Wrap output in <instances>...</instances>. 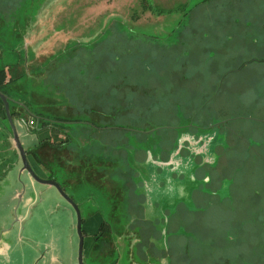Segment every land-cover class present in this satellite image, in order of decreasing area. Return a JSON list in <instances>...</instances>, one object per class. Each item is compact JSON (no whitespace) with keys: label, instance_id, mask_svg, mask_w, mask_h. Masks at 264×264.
Returning a JSON list of instances; mask_svg holds the SVG:
<instances>
[{"label":"rangeland","instance_id":"obj_1","mask_svg":"<svg viewBox=\"0 0 264 264\" xmlns=\"http://www.w3.org/2000/svg\"><path fill=\"white\" fill-rule=\"evenodd\" d=\"M1 1L0 10L4 8L7 13L0 21L7 32H0V67L7 65V82L28 79L32 72L36 77L46 75L45 80L53 83L45 88L46 100L37 99V95L35 98L53 102L59 109L57 114L70 119L55 121L57 125L66 123L64 127L74 131L71 141L77 142L78 134L99 148L106 134L109 138L124 137L122 143L110 140L126 150L128 158L132 156L133 164L135 156L159 159L167 148L176 147L178 135L194 133L196 128L191 130L190 124L199 120L215 126L228 121L224 128L227 132L219 134L228 145L238 136L231 127L242 136L220 165V175L231 183V198L228 196L219 206L214 203L200 212L193 205L189 214L178 202L154 204L163 214H157L156 220L147 225L150 229L140 236L139 228L126 220V214L130 216L123 210L126 198L106 199L116 206L115 210L102 207L108 230L113 231L109 244L101 247L100 252L106 253L102 261L264 264V156L261 151L246 154L245 150L250 145L264 149L262 129L248 121L263 116L244 105V85L254 78L259 86L262 80L263 59L255 65L251 62L264 58V34H253L255 45L248 38L229 41V30L220 23L227 19V0H151L154 6L144 12L141 0ZM253 31L258 30L250 33ZM28 41L24 50L23 42ZM19 56L22 62L11 66ZM47 83L44 81V85ZM232 85L235 89L229 92ZM33 88L31 93L35 95ZM15 90L21 92L19 85L9 90L17 96ZM37 100L34 105L43 114L39 106L45 104ZM15 111L22 120L27 117L22 110ZM0 137L1 144V131ZM37 137L34 134L33 138ZM250 138L260 144L245 142ZM21 141L26 147L23 138ZM106 150L96 154H105ZM52 152L42 151L41 157L50 161ZM145 160L133 167H147ZM124 164L128 166L126 161ZM20 168L0 153V264H78L74 210L55 188L35 182ZM88 194L86 199L74 197L82 218L96 210L100 200ZM27 197L32 203L27 204ZM52 197L61 198L62 206L67 204L71 222ZM152 232L154 238L159 237L153 248L146 240ZM52 255L56 257L54 263Z\"/></svg>","mask_w":264,"mask_h":264},{"label":"crops","instance_id":"obj_2","mask_svg":"<svg viewBox=\"0 0 264 264\" xmlns=\"http://www.w3.org/2000/svg\"><path fill=\"white\" fill-rule=\"evenodd\" d=\"M227 4V19L222 20L220 23H224V27L229 30L227 33L229 41L233 40L234 42L236 37L240 40L248 38L251 41V45H255L257 38L253 37V34H264V0H227ZM250 30L258 31L250 33ZM27 43L29 41L23 42L24 50H27ZM261 50L264 51V45ZM259 60L263 62L260 65H264V58L253 59L251 65H255ZM243 67L238 69L240 70ZM236 70L234 69L231 72H235ZM260 71L262 80L259 86L255 85L254 78L250 79V84L244 85L247 91L244 105L253 112H259L263 116V119H250L248 121L259 126L264 133V68H261ZM7 73L6 65L1 73L4 79H0V84L5 86L6 92L7 85H11V87L12 85L18 86L20 85L19 81L24 80V86L20 89L21 92L15 90V92L19 93L17 96L13 95L11 91H8V94L13 99L26 103L31 112L45 119L38 122L37 126L35 122V126H33L35 127L34 130L31 129L30 131L25 126V123L34 118L28 115L21 106L16 104H12L9 109V111L13 112V118L17 122L15 126L19 139L20 141L21 138L24 139L26 147L23 148L33 171L42 179L56 181L66 194L69 192L68 196L73 201L77 195L86 199L89 196L88 193L93 194L95 198H100L96 210L87 212L86 216L82 218V233L84 237L83 259L85 263L113 264V262L107 263L106 261H102V256L106 253L100 252L103 244H109L108 237L110 234H113L111 229L108 230L107 219L103 216L104 210L102 207H106L107 205L108 208L112 207L115 210L116 204L112 205V202H108L106 199L111 200L113 197L122 199L125 197L126 208L123 210H127L126 212L130 214V216L126 214L128 216L126 220L131 221L133 226H143L148 229L150 227L147 225L151 221L156 220V215L161 216L163 214V211L157 209L154 204H176L178 202V205L186 209L185 212L190 214V209L193 205L196 206L198 211L205 212L212 204L216 203L219 206L229 196L231 183H229L226 177L220 175V165L226 152L236 148L242 136L231 127L234 134L238 135L233 144L228 145L219 138V134L223 135V133L227 132L224 131V128H226L228 121H223L217 126L204 125L200 122L194 123L195 126H191V130L196 128L195 134L188 133L187 135V131H184L186 139L189 140V143H186L191 147L192 152L182 150L179 155L169 157L170 152L168 150L164 151L159 154V159L155 160L163 163L164 165L162 166L148 163L149 159L145 160L146 155L135 156L134 163L132 164V156L128 158L126 150L115 147V142L122 143L124 137L122 139L115 138V136L109 138L108 134H106L102 138L99 148L93 145L90 140H85L83 136L77 137L78 134L75 135L77 142L71 141L73 140L74 131L70 132L66 123L57 125L59 122L55 121L56 119H60V121L64 122V119L68 118H61L60 113L57 114L59 109L53 106V102L46 103V101L37 100H41V98L45 99L47 91H42L37 87H41V83L36 88H33L29 79L33 80L42 76L36 77V74L32 72L30 76L26 75L28 79L24 77L14 78L7 82ZM12 73L13 75L15 74V72ZM36 73H39L38 70ZM32 88L35 90V95L30 93L32 92ZM232 88L235 89V85L229 88V92ZM22 94H25V97ZM36 95L37 99L35 98ZM36 100L38 103L43 102L45 104L44 106H39L40 110L44 112L43 114L37 111V106L34 105ZM64 102H62V105L66 106ZM54 103L56 104V101ZM46 104L51 105L47 108ZM3 108L1 110L5 112ZM15 108L22 110L26 114L27 117L23 120V123H19L16 119L19 118V113H17L19 111L16 112ZM101 119L100 116L99 120ZM65 125L67 126L64 127ZM204 130L207 131L204 132ZM34 134H37L38 137L33 138ZM193 138H196V141ZM3 139L4 142L0 144V147L3 146V148H0V153L4 152L9 156L17 169L19 167L22 168L19 153L12 139V132H4ZM110 139L115 140V142ZM190 139L193 141H190ZM244 140L245 142H252L257 145L260 144L254 142L251 138ZM21 144L23 146L22 141ZM51 149L53 151L50 156L51 160L47 161L43 159L41 157L43 156L42 151L49 153ZM103 149H107L105 154H96V151L100 152ZM245 150L247 151L246 154L261 151V155L264 156V149L257 150L252 145L247 149L245 148ZM141 160L148 161V166L145 168L141 167L140 170L133 167L136 162H140ZM124 161L128 163V166H125ZM228 164L229 161L226 163V166ZM121 182L123 186L120 184ZM121 190L123 191L121 192ZM221 191L222 193L219 195ZM17 194V192L14 193L13 198H16ZM229 197L231 198V196ZM52 198H54L53 202L55 205L63 208L65 219L68 216V220L71 222L72 213L67 204H63L62 206L64 202H62L61 198ZM101 198H104L105 202ZM31 200L30 197H27V204L32 203ZM151 212L152 214L150 215ZM114 216H116L115 212ZM114 220L117 219L114 217ZM142 234L140 231L139 235L141 236ZM102 235L105 236L102 237ZM55 258V255L51 256L53 263L56 260Z\"/></svg>","mask_w":264,"mask_h":264},{"label":"water","instance_id":"obj_3","mask_svg":"<svg viewBox=\"0 0 264 264\" xmlns=\"http://www.w3.org/2000/svg\"><path fill=\"white\" fill-rule=\"evenodd\" d=\"M0 99L3 103L4 106V111H5V115L9 124V127L11 129L12 132V139L14 142V146L16 148V150L19 153V157L21 160V164H22V168H21V172H27L30 177L38 183H41L43 185H48L51 186L53 188H55L57 190V192L62 196V198L72 207V209L74 210L75 214H76V232L77 235L79 237V242H78V254H77V263L78 264H84L83 262V233H82V220H81V214H80V210L78 208V206L73 202V200L64 192V190L60 187V185L54 181V180H48V179H42L40 178L37 174H35V172L33 171L32 167L30 166L25 150L21 144V141L19 139L18 136V132L16 130V126L14 121L12 120V117L10 115V111H9V99L6 95H4L1 91H0Z\"/></svg>","mask_w":264,"mask_h":264},{"label":"trees","instance_id":"obj_4","mask_svg":"<svg viewBox=\"0 0 264 264\" xmlns=\"http://www.w3.org/2000/svg\"><path fill=\"white\" fill-rule=\"evenodd\" d=\"M205 1V0H204ZM23 2V1H22ZM0 4H3V2L0 0ZM23 4V3H22ZM22 4H21V6H22ZM140 5L144 8L142 11L144 12V11H146L147 9H151V7H153L154 6V4L152 3V1L151 0H141V3H140ZM3 9L4 8H2V10H0V17H3L4 15H5V13H7V12H4L3 11ZM185 15H187V14H185ZM184 15V16H185ZM15 22H17V21H15ZM12 23H13V25H15V23H14V20H12ZM7 32V28L5 27V24H4V22L3 21H0V32ZM17 35V34H16ZM15 35V36H16ZM19 41V40H18ZM22 41H20V43H21ZM17 48V47H16ZM72 50V49H71ZM18 52V51H17ZM66 53H68V51L66 50ZM60 54H62V53H59L58 54V56L60 55ZM57 55V54H56ZM17 56H18V54H17ZM55 58H56V56H55ZM17 59V58H16ZM24 61L25 60H23V63H24ZM22 62V59L20 58V56H19V58L16 60V61H14L13 63H10V65L12 66V65H15V64H17V63H21ZM1 65V64H0ZM26 65L27 64H25V65H22L24 68L26 67ZM5 67V65H2L1 67H0V73H2V71H3V68ZM38 72H41V71H39L38 70ZM33 74H35L34 72H33ZM45 76L46 75H43L42 77H38L37 79H33L32 81H30V84H31V86H33V84H35L36 86L39 84V83H41L42 85H41V87L40 86H37L38 88H40L42 91H47L46 89H47V87H50L51 85H53V83H51L50 82V80H45ZM44 81H46V82H48L46 85H44ZM20 82V85H19V87H20V89H21V87L22 86H24V80L23 81H19ZM34 82V83H33ZM11 87V85H7V92H6V90H5V86L4 85H2V84H0V91L3 93V94H5L7 97H8V99H9V109H10V106L12 105V104H16V105H18V106H21V108H23L26 112H27V114L28 115H31V117H33L34 118V122H36V126H37V123L38 122H41V121H44L45 119L44 118H42V117H35V114L33 113V112H31V110L30 109H28V106H27V104L26 103H24V102H19V101H17L16 99H13L9 94H8V91L12 88H10ZM46 88V89H45ZM42 91H41V93H42ZM31 93V92H30ZM24 97H25V94H22ZM0 106H2V108H3V103H2V101H1V99H0ZM3 110H4V108H3ZM10 115H11V117H12V119H14L13 118V116H14V114H13V112L10 110ZM7 130H8V132L9 133H11V131H10V127H9V124H8V122H7V118H6V115H5V112H2V116H0V131L1 132H7ZM82 223H83V220H82ZM85 262V261H84Z\"/></svg>","mask_w":264,"mask_h":264},{"label":"flooded vegetation","instance_id":"obj_5","mask_svg":"<svg viewBox=\"0 0 264 264\" xmlns=\"http://www.w3.org/2000/svg\"><path fill=\"white\" fill-rule=\"evenodd\" d=\"M15 119V118H14ZM14 119H12L13 121H16V120H14ZM17 120H18V122L19 123H23L24 121L22 120V118H16ZM29 121H32L33 122V124H32V127L30 126L31 124H30V122L28 123H25V126L27 127V129H29L30 131H31V129H33L34 130V128L35 127H33V126H35L34 124H35V122H34V119H30ZM201 120H199V122H200ZM15 123V122H14ZM201 124H203V123H201ZM191 126H195V124H194V122H192L191 124H190V127ZM211 126H213V125H211ZM217 126V125H216ZM32 130V131H33ZM187 135H188V133H187ZM196 139V138H195ZM194 138H193V140L194 141H196ZM176 142H175V144H177V145H175L176 147H172L171 149H169V148H167L166 150H168V152H170V155H169V157L171 156H174V155H179L180 154V152L182 151V150H188V151H190V152H192V150H191V147L189 146V145H187V143L186 142H188L189 143V140L188 139H186V134L185 133H181L180 135H178L177 137H176ZM192 139H190V141H193ZM161 154V153H160ZM140 159H142L141 157H140ZM149 162L151 163V164H155V165H159V166H162V165H164L163 163H160V162H157V161H155L152 157H149ZM36 174V173H35ZM41 178V177H40ZM225 185V184H224ZM65 192V191H64ZM222 193V191L219 193V195ZM79 208V207H78ZM80 214H81V212H80ZM81 220H82V217H81ZM83 224V223H82ZM152 225L154 226V224L152 223ZM138 228H139V230L141 231V234H142V232H144V230L146 229V228H144L143 226H137ZM148 229H150V228H148ZM154 230L157 232V230L155 229V227H154ZM154 233L152 232L150 235H148L146 238V240H147V242H149L150 244H151V246H152V248H153V242L154 241H157L158 239H159V237L157 236L156 238H154ZM84 238V237H83ZM141 240V239H140ZM143 240V239H142ZM156 250V249H155ZM156 252L158 253V251L156 250ZM160 256V255H159ZM84 260V259H83ZM84 262V261H83ZM85 264V263H84Z\"/></svg>","mask_w":264,"mask_h":264},{"label":"built area","instance_id":"obj_6","mask_svg":"<svg viewBox=\"0 0 264 264\" xmlns=\"http://www.w3.org/2000/svg\"><path fill=\"white\" fill-rule=\"evenodd\" d=\"M30 124L32 125V124H33V122L31 121V122H30Z\"/></svg>","mask_w":264,"mask_h":264}]
</instances>
